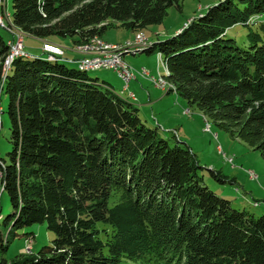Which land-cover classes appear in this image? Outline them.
<instances>
[{"label": "trees", "instance_id": "1", "mask_svg": "<svg viewBox=\"0 0 264 264\" xmlns=\"http://www.w3.org/2000/svg\"><path fill=\"white\" fill-rule=\"evenodd\" d=\"M181 1L12 0L9 24L75 45L109 27L158 24ZM263 13L264 0H219L143 52L161 53L177 94L264 157V40L251 30L246 47L227 36L237 24L260 28ZM7 42L0 34L11 143L0 157V218L3 193L12 209L0 221V264H264V214L215 194L185 142L170 144L131 97L60 56L21 53L3 71ZM34 223L54 233L51 245L4 258L16 230Z\"/></svg>", "mask_w": 264, "mask_h": 264}, {"label": "rangeland", "instance_id": "2", "mask_svg": "<svg viewBox=\"0 0 264 264\" xmlns=\"http://www.w3.org/2000/svg\"><path fill=\"white\" fill-rule=\"evenodd\" d=\"M11 1L12 0H6L5 5L4 0H2L3 7H1V18L5 26L3 28L0 27V34L3 39L6 42L8 40L11 41V35L14 32L15 35L23 37L24 51L26 53L34 55L41 54L43 56L46 54L42 53L41 46L42 48L52 46V52L62 55L63 48L61 46L54 43L52 44V42L48 43V41L42 42L37 38L22 34L9 24L12 22ZM218 1L219 0H182L180 8L175 6L169 7L167 9V14L158 24L146 26L143 30L135 32L122 27H109L101 36L88 41V48H93L94 50L92 51L100 49L105 51V55L107 56H119L118 58H120V60L122 58L123 62H126L124 63L127 68L129 67L128 69L132 71L133 75H135V77L136 75L138 76L139 80L136 81L135 78H133L129 81L128 89L127 91H123L124 93L120 92V90L124 87L125 83L118 77V74L113 69L101 68L88 70V76L97 78L99 81L109 80V82L114 85L120 83L121 86L118 88L119 91L117 92L123 97L126 96V93L133 91V87H140L139 83L144 79L149 80L152 84L164 91H169L178 95L175 86L167 78L168 74L165 72V68H167L166 63L164 65V61L161 62L160 58L157 57L158 52L155 50L150 53L143 51L151 45L150 43H152V40L157 38L163 40L171 36L173 32L179 30L192 17L203 13L208 6ZM262 15L264 16V13ZM6 25H8V27ZM4 28H7V31ZM251 30L257 31L264 40V30L254 25L250 27L239 24L234 25L229 29L227 36L234 38L238 45L247 47L249 44L247 34ZM141 39H145L144 41L146 44L140 51L137 48L141 46ZM56 41L68 48L73 44L69 38H57ZM100 43L103 47L97 48V44ZM84 44H87V42L75 44L73 46L74 51L77 50L79 52V47H84ZM65 52L67 53L69 51L66 50ZM84 55L87 54L84 53ZM4 63L5 60L3 62V71L6 69ZM73 64L74 63H68L70 66ZM163 73H165L166 76H164L165 74ZM158 79L163 84L164 88L156 85ZM179 99L184 101L185 107L183 112L181 106L178 107L176 105L177 103L175 100H173L169 106H166V102L164 104V101L156 102L155 104L157 110L164 109L165 106L171 109L170 112H164V115L159 117L162 121H164V117L170 116L168 113H172L174 109L179 110L178 118L171 119L172 122L177 121V123L181 125V127H175L177 131L164 130L163 127L157 123L155 115L153 116L150 114L149 117H145L147 113H143V108H141L139 117L147 126L153 128L157 127L159 135L166 138L170 144H173L175 139L185 142L194 153L198 164L202 167L199 173L203 176L204 183L218 196L230 200L233 208L238 210L245 209L255 216L264 214V157L258 150L230 136L229 133L215 126L195 106L188 105L181 96H179ZM134 102L139 104L137 101ZM0 105L3 107V113L0 114V157L7 158V152L11 149V143L9 142L10 120L6 112L8 98L4 94L1 96ZM229 159H231V161H229ZM210 170L219 172L222 178L231 180V182H219L211 175ZM11 211L9 198L6 193H3L1 197L0 221H2L7 214L11 213ZM30 232L33 235V239L25 240L24 233ZM16 234V236L11 237L8 248L3 253L4 258L8 260L19 254H36L44 246L51 245L52 239L54 238V233L46 228L45 223H34L30 226L18 229L16 230Z\"/></svg>", "mask_w": 264, "mask_h": 264}, {"label": "crops", "instance_id": "3", "mask_svg": "<svg viewBox=\"0 0 264 264\" xmlns=\"http://www.w3.org/2000/svg\"><path fill=\"white\" fill-rule=\"evenodd\" d=\"M4 2H5V5H6V0H4ZM8 16H9V14H8ZM260 20L262 21V23L260 25V28L262 30H264V16H262ZM177 31L178 30L173 32V34L176 33ZM157 40H159V39L157 38L155 40H152V42L157 41ZM52 43L57 44V45H59V46H61L63 48V54H62V60L61 61L65 62L67 64L68 63H74L71 66H77V64H76L77 58L85 56V55H82V53H79L77 50H76L77 52L74 51V49H73L74 44H72V46L70 48H68V47H65V46L61 45L60 43H58V41H54ZM66 50L69 51V52L66 53L65 52ZM50 58H52V57L50 56ZM124 58H125V56H124ZM134 78H135L136 81L139 80L137 75ZM106 82L112 87V89L115 92L119 91L118 88H120V86H121L120 83L114 85V84L110 83L109 80L106 81ZM128 85L129 84H127V87H128ZM139 85H140V87H133V91H130L129 93H126V96L124 98H129V94L133 93L134 98L130 99V100L138 107V114L140 113L141 108H143V111H144L143 113L144 114L147 113V114H145V115H147L145 117H149L150 114L153 115V116L155 115L157 123L159 125H161V127H163L164 130L168 129L169 131H173V132L177 131V129H175V127L176 126L181 127V125L178 124L177 121L172 122L171 119L172 118L173 119L174 118L175 119L178 118V116H179V110L178 109H174V110L172 109L173 112L172 113H168L170 116L164 117V121H162L159 117L163 116L164 112L165 113L166 112H170L171 109H168L166 106L167 105L169 106V104L173 100L176 101V103H177L176 105L178 107L181 106V109H182V112H183V109L185 107L184 106V101L179 99V95H176V94H174L172 92H169V91H164V90L158 88L157 86H155L154 84H152L149 80H145L144 79L143 81H141V83H139ZM127 87H126V89L121 88L120 92L127 91V89H128ZM134 101H137L139 104H136ZM163 101H164V104L166 102L165 108L164 109L162 108L161 110H157V108L155 107L156 102L158 103V102H163ZM169 117H170V119H169Z\"/></svg>", "mask_w": 264, "mask_h": 264}, {"label": "built area", "instance_id": "4", "mask_svg": "<svg viewBox=\"0 0 264 264\" xmlns=\"http://www.w3.org/2000/svg\"><path fill=\"white\" fill-rule=\"evenodd\" d=\"M3 28V27H1ZM7 31V28H4ZM11 38L14 43V52L12 55L16 53H25L24 51V41L20 40L19 37H15L11 35ZM146 44L143 39H141V46H139L138 49H141ZM43 53H49L52 54V56H60L62 55L60 53L52 52V46H48L46 48H41ZM9 60H6L5 67L7 65ZM76 64H87L90 66L98 67V68H110L116 71L118 76L124 81V89H126L128 82L133 79L134 77L130 74V70L128 68H125V65H122L121 63L117 62L115 57H105V58H98V56L90 55V56H83L79 57L76 60ZM159 81V82H158ZM158 83L156 82V85L163 87V84L158 79ZM133 94V93H131ZM231 161V159H229Z\"/></svg>", "mask_w": 264, "mask_h": 264}, {"label": "bare ground", "instance_id": "5", "mask_svg": "<svg viewBox=\"0 0 264 264\" xmlns=\"http://www.w3.org/2000/svg\"><path fill=\"white\" fill-rule=\"evenodd\" d=\"M1 7H3V3H2V0H0V27H4L5 25H4V22L2 21V18H1ZM7 27H8V25H6ZM11 29V28H10ZM13 36H15V37H19V39L20 40H23V37L22 36H17V35H15V33L13 32V34H12ZM95 39V38H94ZM94 39H92V40H94ZM145 40V39H144ZM143 40V41H144ZM91 41V40H90ZM139 41V40H138ZM8 44H9V46H10V52L8 53V55H7V57L5 58V62H6V60H9L8 61V63H7V65H6V69L10 66V63L13 61V59L17 56V55H20L21 53H16V54H14V55H12L13 54V52H14V43H13V40L11 39V41H9L8 40V42H7ZM48 43H50V42H48ZM88 43L89 42H87V44H84V47H82V46H80L79 47V52L81 51V53H83V55H84V53L85 54H87V55H85V56H90V55H94V56H98V58H105V57H115V59H116V61L117 62H119V63H121L122 65H125V68H127V66H126V62L124 63L123 62V59L121 58V60H120V58H118L116 55H113V56H107V55H105V51H103V50H100V49H95V51H92V50H94L93 48H88ZM53 44V43H52ZM103 47V45L100 43V44H97V48H99V47ZM111 46V45H110ZM145 46V45H144ZM95 48V47H94ZM105 49V48H104ZM115 49V48H114ZM138 49V48H137ZM143 49V48H142ZM142 49H138V50H142ZM115 51V50H114ZM110 52V51H109ZM112 52V51H111ZM157 57L158 58H160V61L161 62H163V58H162V55H161V53H157ZM164 63V62H163ZM165 65V64H164ZM79 66H80V68L81 69H84V70H96V69H101V68H98V67H94V66H90V65H87V64H79ZM129 68V67H128ZM165 72H167V69L165 68ZM130 74L133 76V77H135L134 75H133V73H132V71H130ZM163 74H165V73H163ZM166 74H168V72L166 73ZM165 74V75H166ZM144 75V74H143ZM164 75V76H165ZM165 84V83H164ZM164 87V86H163ZM124 89V88H123ZM129 97H131V98H134V95L133 94H130V96ZM130 98V99H131ZM208 131V130H207Z\"/></svg>", "mask_w": 264, "mask_h": 264}]
</instances>
